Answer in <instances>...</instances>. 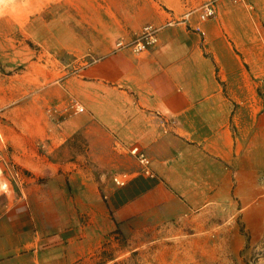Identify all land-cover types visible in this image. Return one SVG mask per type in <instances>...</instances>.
I'll return each instance as SVG.
<instances>
[{
	"label": "crops",
	"instance_id": "0c3cea01",
	"mask_svg": "<svg viewBox=\"0 0 264 264\" xmlns=\"http://www.w3.org/2000/svg\"><path fill=\"white\" fill-rule=\"evenodd\" d=\"M78 8L63 12L67 24L53 19L59 24L51 37L34 28L44 49L93 59L59 94V105L72 112L45 132L51 141L42 144L53 159L68 150L78 161L106 166L128 153L139 164L131 149L143 150L155 177L143 174L139 164L148 189L133 186L131 204H125L131 208L117 217L134 231L142 220L184 219L233 197L242 207L256 202L264 211V0H219L216 15L201 24L204 35L195 30L197 10L182 21L192 10L180 16L166 12L167 18L150 0H109L105 12L98 9L90 17ZM88 19L96 23L86 25ZM145 25L160 29L157 45L141 54L116 48ZM34 29L27 27L28 34ZM71 165L73 194H93L98 187L89 169ZM55 176L46 186L51 198L68 193L62 175ZM143 195L155 201L142 205ZM2 198L0 264H52L59 250L44 246L50 236L67 235L66 229L39 227L43 218L24 195L11 207ZM69 206L63 202L60 211Z\"/></svg>",
	"mask_w": 264,
	"mask_h": 264
},
{
	"label": "rangeland",
	"instance_id": "374dc122",
	"mask_svg": "<svg viewBox=\"0 0 264 264\" xmlns=\"http://www.w3.org/2000/svg\"><path fill=\"white\" fill-rule=\"evenodd\" d=\"M108 1H0V166L6 170L5 181L13 183L11 195L2 201L11 207L24 201V195L34 202L36 216L43 218L39 227L48 229L52 225L66 229L67 235L50 236V244L44 246L55 245L59 250V255L50 258L52 264H264V211L258 203L242 207L239 199L233 197L227 205L193 211L184 219L152 224L142 220L141 228L134 231L131 224L117 219L130 207L133 186L148 189V180L140 174L133 157L125 153L101 166L85 159L78 161L68 150H61L58 158L53 159L50 150L42 144L51 141L45 135L46 130L58 126V121H64L72 112L70 107L59 105V94L67 89L65 82L93 59L89 56L76 59L73 53L56 54L44 49L36 41L35 29L51 37L58 22L67 24L63 15L66 9L80 6L78 9L84 11V16L90 17L98 9L105 12ZM205 2L150 0L158 13L167 18L166 12L180 16L188 10L201 9ZM84 22L96 23L90 19ZM27 27L35 28L30 35ZM65 30L62 27L61 33ZM75 43V47H85ZM74 142L82 152L79 139ZM59 160L61 165H57ZM72 163L89 169L98 187L93 194H73L75 182L71 181L68 170L74 169ZM13 171L19 173L15 180ZM58 172L68 193L51 198L46 195V186ZM121 173L133 178L123 190L112 181ZM38 185L41 189L37 190ZM148 199L143 195L141 204ZM154 201L151 198L146 204ZM63 202L70 205L66 213L60 211Z\"/></svg>",
	"mask_w": 264,
	"mask_h": 264
},
{
	"label": "built area",
	"instance_id": "2783aa9c",
	"mask_svg": "<svg viewBox=\"0 0 264 264\" xmlns=\"http://www.w3.org/2000/svg\"><path fill=\"white\" fill-rule=\"evenodd\" d=\"M216 2L217 0H206L202 5L201 9L197 10L199 16V23L196 26L195 30L200 32L202 35L205 34V31L202 29L201 24L210 20L216 15ZM193 11H190L186 14L185 18L182 21H186L192 16ZM179 22V21H177ZM159 28L154 25H145L141 32L131 41L120 40L116 44V48L119 50L122 49H131L136 54H141L147 52L151 47L159 43ZM79 110H83V107L77 106ZM131 154L137 158L141 166V172L147 177L154 178L155 173L152 170V164L150 158L146 153L135 147L131 149ZM10 171V170H9ZM5 168L0 166V198L3 196L9 197L13 191L12 182L5 181ZM12 178L15 180V177H19L18 172H11ZM130 175L127 173L115 175L112 179L113 183L118 187H125L130 181ZM6 186H8L6 188Z\"/></svg>",
	"mask_w": 264,
	"mask_h": 264
},
{
	"label": "bare ground",
	"instance_id": "6f19581e",
	"mask_svg": "<svg viewBox=\"0 0 264 264\" xmlns=\"http://www.w3.org/2000/svg\"><path fill=\"white\" fill-rule=\"evenodd\" d=\"M1 1V0H0ZM8 186H6V188H7Z\"/></svg>",
	"mask_w": 264,
	"mask_h": 264
}]
</instances>
